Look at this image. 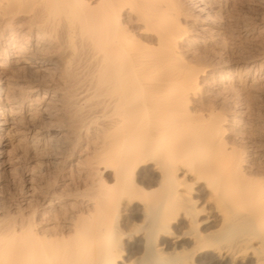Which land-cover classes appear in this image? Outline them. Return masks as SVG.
I'll return each instance as SVG.
<instances>
[{
  "label": "bare ground",
  "instance_id": "6f19581e",
  "mask_svg": "<svg viewBox=\"0 0 264 264\" xmlns=\"http://www.w3.org/2000/svg\"><path fill=\"white\" fill-rule=\"evenodd\" d=\"M241 1L250 12L264 6ZM236 2L0 0V21L10 30L1 67L11 54L48 82L66 58V43L76 42L88 67L76 95L45 86L50 82L34 84L30 95L0 72V166L11 128L19 143L31 137L32 146L51 147L47 164L64 172L46 184L26 181L9 205L0 184V212L7 208L0 264H264V143L248 145L227 115L236 105L230 94L252 75L248 89L263 93L264 61L241 71L236 64L245 77L241 85L227 84L235 64L226 72L205 65L211 56L195 35L210 37L223 54L237 53L238 44L224 42L233 39ZM251 27L245 21L238 31L249 38ZM211 79L213 99L200 93ZM84 99L94 100L89 120L71 130L67 114ZM37 112L41 124L28 126Z\"/></svg>",
  "mask_w": 264,
  "mask_h": 264
},
{
  "label": "rangeland",
  "instance_id": "374dc122",
  "mask_svg": "<svg viewBox=\"0 0 264 264\" xmlns=\"http://www.w3.org/2000/svg\"><path fill=\"white\" fill-rule=\"evenodd\" d=\"M236 1H237L236 3H238V2L239 3L236 4V6H234V10H232V11L235 14V16L238 17V22L239 23L238 22L235 23V27H234V29L232 28V31H231L232 33H228L229 37L230 38L232 37L234 40L233 39L231 40V39H229L227 37L226 41H224V42H227L226 47H234V45H229L228 46V41L235 42V45L238 44L239 46L234 47V50L237 49V51H238L237 53L236 52L233 53L232 50L227 49V52L225 54H223L222 53L223 52V49H221L218 45H214L213 44L214 43V40H212L210 37H207L208 39L206 40V39L201 38V36H198L197 34H195V35L197 36L198 39H200V42H198L200 46H198V48H201L202 51H206V54L208 55V57L211 56L210 57V60L209 59H206V62L204 64L205 65L213 66V67H215L217 69H220L221 68L220 70L223 69L222 72L223 71H225V72L228 71L229 70L228 67L235 64L233 67L231 66V68L234 70V72H233V76H234L233 77V80H230L229 82H227V84L233 83V84H236V85H239V84L241 85V83H239V81H241L245 76H244V72L243 73H239L238 72V70L236 69V64H237V66L240 65V71H241V69L245 68L246 66L255 65V63H261V62L264 61V58H263L264 55H262V54H264L263 53L264 52V28H263V26H264V22H263L264 21V6H258L257 4H254L255 6L253 5L252 10L250 12V11L247 10L245 4H243V3L240 4V2H242L241 0H236ZM237 5H240V6H237ZM243 5H244V7H243ZM237 7H238V9H237ZM238 11H240V13ZM244 13H246V14H244ZM241 16H244L245 20ZM219 17H221L220 14H219ZM15 19H14V21H16V22L13 23L14 24L13 25V28L18 27L22 23L23 19H27V18L26 17H22V19L21 18H15ZM245 21H247L249 23L250 27L252 26L251 27L252 28V31H251L252 32V35L249 38L243 37L242 36V33H239V31H238V30H240V26H242V24L245 23ZM5 24H6V22L3 23V21H0V58H1V56H3L2 55V52H1L2 47H3L2 45L5 43L7 37L10 36V34H9L10 33V30L8 28V25H5ZM26 30L27 29H25L24 32ZM192 35L195 36L194 34H192ZM255 36H256V38H255ZM54 37H55V35H54ZM55 38L58 40L61 37L58 35ZM56 39H54V42H55ZM237 40L240 41V44L238 43ZM6 42L8 43L9 40L6 41ZM222 42L220 44H223ZM77 43L78 42L74 43L75 46L74 45L71 46L72 44L69 45V43L68 44L66 43V45L64 47V48H66V50H65L66 51V56L65 57L67 58V56L70 53V56H69L70 58L68 57L70 60L67 61L66 58H65L63 60L64 61L63 63H61L62 61H59L58 62L59 68L57 69V66H56V68L54 70L55 73L54 72L52 73V71H53L52 70L51 73H50V75L48 76V77H50L51 74H53L54 75V76L52 75L53 79H52V77L46 78V79H48V82H50L49 84H46L45 85V82L46 81L42 82L43 80H45V78H43V75H42L43 73H40L39 72L38 74H36V73L35 74H30L29 72H27L28 70L25 68V65L24 64H21V63H18L17 64V63H15V60L13 59V56H11V54H9V56L7 55L6 60H4V62L5 61L7 62V63H5V66L4 67H1L0 66V72L3 71V73L5 74L6 77L8 75V78L10 77L9 79L12 78L11 79L12 81L13 80L17 81V83H18L19 87H21L22 91L24 93H30V95L32 94L31 87L34 84H36V83H41V84L44 83L42 85L50 86V87H52V85H53V87H55V88L57 87V89H58V91L60 93H64L65 95L68 92L69 93L67 95H71L72 92H73L72 95H76V94H74L75 92H78L81 89L82 90L84 89V85L86 83L87 75H88V71H87L88 70V67L86 66L87 57H86L85 51L82 52V51H79V49L76 50L77 48L80 47L79 46L80 44L78 45ZM208 43H209V47L210 48L207 49V50H205V48L208 46ZM215 53H217V54H215ZM241 54H243V55H241ZM71 55H72V57L73 56H75V57L72 58ZM259 55H261V57ZM256 56H257L258 59L256 58ZM85 57H86V59H85ZM82 58H83L84 61L82 60ZM228 58L230 60H228ZM261 59H263V60H261ZM213 63H215V64H213ZM65 65L67 66V68H66ZM54 66L55 65H50V67H54ZM224 67H225V69H224ZM61 70H62V72L65 71V73H62V75H60L61 74L60 73ZM66 72H67V74H66ZM237 73H238L239 77L241 76L240 78L238 77ZM68 76H70V77H68ZM55 77H57V78H55ZM58 78H62L63 79V83L66 80V85H65V83L63 85L62 79H59L58 80ZM69 78H71L70 80H72V81H70ZM251 78L254 79L253 78V75H252V77L248 78V80L246 81L247 83L245 82V84H242V87H239L238 86V89L241 91L240 93H238V95L236 93L234 95H231L230 94V96L233 97V98L229 97V101H230V99H231V102H234L235 101L234 103H236V105H235V107L231 111H229V113L227 112V115L229 116V118H232L233 117L231 120L233 121L234 125H237L235 127H237V129L239 131L243 132L244 137L246 138L244 141L248 145H252L253 144L252 146L255 145V146L259 147L260 145L262 146L263 143H264V90H262L263 93H261L259 90H255V88L253 86H252V88L248 89L249 86L253 82V80ZM50 79H52L53 82H51ZM54 79H56V80H54ZM84 79H86V80L84 81ZM251 80H252V82H251ZM68 81H70V82H68ZM209 81L210 80H205V82H204L205 84H204L203 91H201L200 93L203 92L202 93V96H204V94H205V95H208L210 98H212L213 95H215V88H216L214 86L215 85V79H214V81H212V79H211L210 82ZM48 82H46V83H48ZM67 82L69 84V87H67L68 86ZM77 83H78V85H77ZM248 83H249V85H248ZM5 84H7V82H4V85ZM58 84H60V85H58ZM71 84L74 87H72ZM207 84H209V85H207ZM60 86H61L62 89L60 88ZM244 87H246V89ZM66 88H68V89H66ZM243 89H244V91H243ZM72 90H74V91H72ZM207 90L209 91V93H208ZM79 94H81V92H79L77 94V96H79ZM80 98H83V97H80ZM80 98H78V99L81 101L82 99H80ZM259 98H260V100H259ZM79 100H77V101H79ZM85 102H86V100L84 99V101L79 102L81 104L77 103L76 105L77 106L79 105L78 108H74V106H73V110L74 111L77 110V112L75 111L76 113L74 111L73 112L71 111V113H73V114H71L69 112L71 114V116L69 115V113L67 114L69 116L67 118H70L69 120L72 119V123H70V124H69V122L67 123V119L66 118L65 119H63V118L61 119V117L59 115L58 116H55L54 119L55 118H56V120L58 119L57 121H59V123H61V125L63 124V126L65 128H68L67 126L70 125L69 126V129H71V130L75 126H77L75 124H78L79 125V123L81 121H83V118H84V121L86 120V122H87V119L89 120V116L86 115V114H88V109H91V107H92V105L94 103V100L92 101V99H91V101H88L87 100V102L86 103ZM81 105H82V107H81ZM79 107L81 109L80 110L81 111V114L78 112ZM239 107L243 108V110L240 109V111H239ZM40 113L41 112H37L36 115L34 116L35 118H33V120H31L30 122L27 121V123H30V124H27V125L28 126H31L32 125L34 127H37L38 125H40L41 124V120H43ZM74 114H75V116H73ZM86 116L88 118H86ZM73 117L75 118L76 121L74 120ZM79 117H81V119ZM83 129H85V127H83L82 130ZM10 130H11V128L7 129L4 132V135H3V137H6L8 139L11 138L12 141L11 140H8V139L6 140V142L7 141L8 142L10 141L11 143L9 142V146L8 147H5V150H4L5 153H6L5 162L3 163L2 166H0V184L2 186L1 191L3 190L2 193H1L2 194L1 195V199L4 200V202L7 203V205H9L8 203L11 201L10 199L12 198V194L13 193H18L19 191H21V189H24L25 188V186L27 185V182L26 181L33 180V181H35L34 183H36V181H37V183L43 182V183L46 184V182L48 180L49 181L55 180V178H56L57 175L60 176L62 173H64L63 171L62 172L60 171L61 167L58 168L59 165L57 166V168H55L54 165L47 164L48 163V159H49L48 157H50L51 156V153H52L51 147L46 146L45 144H43V141L39 144V146H32V143H30V141L32 140L31 137H30L31 134L29 135V133H27V132H30V130L25 131L27 133L26 134V137L28 136V137H30V139L29 138H24L23 141L20 142V143L17 142V141H15L17 137L15 136V134L13 132L10 133ZM21 130H23V129H21ZM90 131H88L87 134L85 133L86 134L85 137L87 135L89 136V134H90L89 132ZM24 133L21 132L20 135L21 136L22 135H25ZM9 135H11V136H9ZM12 135L15 136V139H14V136H12ZM25 139H26V141H25ZM17 143L20 146H17L16 145ZM12 144H13V147H12ZM46 148L48 149V151H47ZM55 157H57V156H55ZM58 159L60 160L59 161V163H60L61 162V158L60 157L57 158L56 161H58ZM45 161H46V164H45ZM62 163H60V165ZM67 171H69V169H67ZM6 210H7V208H6ZM6 210H3L2 212H0V216L3 215V213H5Z\"/></svg>",
  "mask_w": 264,
  "mask_h": 264
}]
</instances>
